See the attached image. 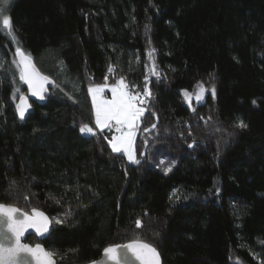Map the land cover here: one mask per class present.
<instances>
[{
    "label": "trees",
    "instance_id": "1",
    "mask_svg": "<svg viewBox=\"0 0 264 264\" xmlns=\"http://www.w3.org/2000/svg\"><path fill=\"white\" fill-rule=\"evenodd\" d=\"M7 8L18 40L0 17V202L53 220L46 238L26 242L57 253V264H83L136 236L162 264H264V0H10ZM18 44L55 81L23 120ZM120 76L153 94L155 115L145 112L134 140L139 165L112 152V129L80 131L95 128L89 86ZM201 81L215 96L190 108L182 90ZM239 119L247 128L234 126Z\"/></svg>",
    "mask_w": 264,
    "mask_h": 264
},
{
    "label": "snow or ice",
    "instance_id": "2",
    "mask_svg": "<svg viewBox=\"0 0 264 264\" xmlns=\"http://www.w3.org/2000/svg\"><path fill=\"white\" fill-rule=\"evenodd\" d=\"M10 0H0V16H2V25L8 29L9 35L12 40L16 42L18 38L14 35L11 29L10 17L7 13V5ZM155 49L149 52L151 56ZM15 54L18 57L13 63L19 69V78L21 81L28 85V89L33 96L39 97L41 100L45 98L46 92L45 85L49 83H55L51 81L49 76L43 75L33 63V57L30 53H26L18 44L15 50ZM62 63V62H61ZM2 67V65H0ZM109 72L114 71V66L109 65ZM153 73L159 77V73L155 71V65H153ZM107 80V77H105ZM147 80V77H145ZM59 87V85H56ZM108 85L95 84L90 85L88 92L91 94L92 106L95 115V128L90 127L87 123H82L80 126L81 133L95 135L96 129L101 132L105 129H115L118 135H113L108 143L111 145V150L114 153L126 155L127 159L137 165L141 163L140 159L136 157L134 140L137 131L140 129L141 117L145 112L155 115V113L147 107L149 100L152 98L151 90L145 86L143 91L136 90L137 85L129 86L125 82L124 76H120L119 79L111 86L112 98L106 99L102 95L105 88ZM197 91L195 92V99L200 101L203 99V94L206 91L203 82L197 83ZM19 89H16L13 94V99H16L15 93H19ZM186 101L191 104L193 92L185 89L182 90ZM211 93L215 96V86H212ZM19 102L16 104V110L21 120L25 119V114L31 108L28 103L27 97L23 94H19ZM255 103V101H253ZM195 111V109H193ZM211 120V117L208 118ZM236 128H247V124L239 119L235 122ZM157 125L153 123L151 129H155ZM144 132H149L150 128H143ZM232 133H229L231 135ZM107 139V137H105ZM190 144L189 147H193ZM141 155H144L141 153ZM164 163L163 160L160 161ZM175 161H172L165 169V172L171 171L172 165ZM13 183H15L13 181ZM219 191V189H217ZM28 199L27 196L24 197ZM172 199V197H170ZM59 203V201H57ZM21 213V215H17ZM53 222L44 212L38 208H32L31 212L22 211V209L16 207L11 203L0 202V264H55L54 256L57 253L46 250L41 244H35L32 246L28 243L22 242V237L28 229H35L36 233L40 236H44L49 232V225ZM56 224L65 223L64 219L54 218ZM137 227H141V221L137 219L135 221ZM158 235V233H155ZM123 249L121 252L119 250ZM105 256L109 260H113L116 264H121L123 259L124 264H130L128 258V252H131L134 258L140 262V264H160V255L156 247L152 243H148L141 239L139 236L131 239L127 244L123 245H110L103 249ZM31 257V261L29 260ZM91 264H104V261H92Z\"/></svg>",
    "mask_w": 264,
    "mask_h": 264
},
{
    "label": "water",
    "instance_id": "3",
    "mask_svg": "<svg viewBox=\"0 0 264 264\" xmlns=\"http://www.w3.org/2000/svg\"><path fill=\"white\" fill-rule=\"evenodd\" d=\"M16 55V54H15ZM16 59H18V57L16 56ZM34 63V62H33ZM35 64V63H34ZM36 68H37V66H36ZM38 69V68H37ZM39 70V69H38ZM40 71V70H39ZM41 72V71H40ZM42 73V72H41ZM43 75H45L44 73H42ZM47 76V75H46ZM50 80L51 81H53L52 80V78H50ZM24 84L26 85V88H27V93L26 94H24L26 97H27V100H28V103L31 105V103H30V100H34V101H36V102H39V103H42L43 101H44V99L43 100H41L39 97H36V96H33L32 94H31V92L29 91V89H28V85L24 82ZM51 85H53V83H49V84H47V85H45V87H46V91H47V89L51 86ZM46 95V92L44 93V96ZM19 102V99L17 98V100H16V104ZM17 111V110H16ZM29 111H30V109H29ZM28 111V112H29ZM28 112L25 114V116L28 114ZM17 114H18V112H17ZM18 116H19V114H18ZM17 207V206H16ZM40 210V209H39ZM22 211H24V210H22ZM40 211H42V210H40ZM29 213L31 212V210L30 211H28ZM42 212H44V211H42ZM45 213V215L46 216H48L49 218H50V220H52L51 219V217L46 213V212H44ZM17 215H21V213H18ZM51 227H52V223L49 225V232L48 233H46L44 236H40V235H38L37 233H36V231H35V229H28L25 233H24V236L22 237V242H24V243H28V244H30V245H32V246H35V244H41L43 247H44V245L42 244V243H40V242H36V243H29V242H26L25 241V239H26V237L28 236V235H30V234H33L38 240H42V239H44V238H46L47 236H48V234L50 233V230H51ZM131 240H129V241H127V242H124V243H116V244H111V245H123V244H127V243H129ZM108 246H110V245H108ZM107 247V246H106ZM45 248V247H44ZM105 248V247H104ZM103 248V249H104ZM46 249V248H45ZM103 249L101 250V253H100V255L97 257V258H95V259H93V260H91V261H88V262H85V263H83V264H91V262L92 261H104V264H116V262L115 261H113V260H109V259H107L106 258V256H105V253H104V251H103ZM47 250V249H46ZM49 251V250H48ZM119 251H121V252H123L124 250L123 249H121V250H119ZM158 251V250H157ZM160 255V254H159ZM128 258H129V261H130V264H140V262L139 261H137L135 258H134V256L132 255V253L131 252H128ZM29 260L31 261V257H29ZM54 261H55V264H57V260L55 259V257H54ZM31 264H34V261H31ZM121 264H124V261H123V259H121ZM160 264H162V259H161V256H160Z\"/></svg>",
    "mask_w": 264,
    "mask_h": 264
},
{
    "label": "rangeland",
    "instance_id": "4",
    "mask_svg": "<svg viewBox=\"0 0 264 264\" xmlns=\"http://www.w3.org/2000/svg\"><path fill=\"white\" fill-rule=\"evenodd\" d=\"M8 4H10V2H9ZM7 6H8V5H7ZM0 17H1V23H2V16H0ZM4 29H6V28H4ZM7 31H8V29H7ZM125 82L129 85V83H128V81H127L126 79H125ZM197 83H198V82H197ZM197 83H195L194 86H193L192 88L187 89V90H189L190 92H193V93H194V95H193V97H192V100H191V104H189V102L186 101L185 98H184V103H185L187 106H189L190 108H192L194 104H196V103H198V102L204 100V98L206 97L207 93H211V89L205 88L206 91H205L204 94H203V99L200 100V101H197V100L195 99V92L197 91V88H196ZM107 85H108V87L104 89L102 95H103L104 98H106V99H111V98H112L111 86H112L113 84H107ZM129 86H130V85H129ZM184 90H185V89H184ZM211 94H212V93H211ZM113 135H118V133L115 132V129H113V131L111 132V138H112ZM111 138H110V139H111Z\"/></svg>",
    "mask_w": 264,
    "mask_h": 264
},
{
    "label": "bare ground",
    "instance_id": "5",
    "mask_svg": "<svg viewBox=\"0 0 264 264\" xmlns=\"http://www.w3.org/2000/svg\"><path fill=\"white\" fill-rule=\"evenodd\" d=\"M17 60V59H16Z\"/></svg>",
    "mask_w": 264,
    "mask_h": 264
},
{
    "label": "crops",
    "instance_id": "6",
    "mask_svg": "<svg viewBox=\"0 0 264 264\" xmlns=\"http://www.w3.org/2000/svg\"><path fill=\"white\" fill-rule=\"evenodd\" d=\"M113 130V129H112Z\"/></svg>",
    "mask_w": 264,
    "mask_h": 264
}]
</instances>
